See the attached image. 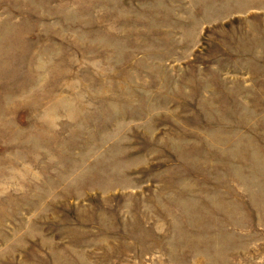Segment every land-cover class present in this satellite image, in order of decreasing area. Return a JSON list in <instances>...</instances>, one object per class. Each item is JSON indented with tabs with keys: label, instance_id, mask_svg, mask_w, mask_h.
I'll list each match as a JSON object with an SVG mask.
<instances>
[{
	"label": "rangeland",
	"instance_id": "1",
	"mask_svg": "<svg viewBox=\"0 0 264 264\" xmlns=\"http://www.w3.org/2000/svg\"><path fill=\"white\" fill-rule=\"evenodd\" d=\"M0 264H264V0H0Z\"/></svg>",
	"mask_w": 264,
	"mask_h": 264
}]
</instances>
